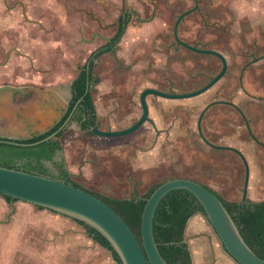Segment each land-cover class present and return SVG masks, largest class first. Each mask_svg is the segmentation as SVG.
Returning a JSON list of instances; mask_svg holds the SVG:
<instances>
[{
    "label": "rangeland",
    "instance_id": "1",
    "mask_svg": "<svg viewBox=\"0 0 264 264\" xmlns=\"http://www.w3.org/2000/svg\"><path fill=\"white\" fill-rule=\"evenodd\" d=\"M214 2L232 5L236 8L238 22H241V24L235 22L234 33H230L235 36H232L229 41L230 47L227 48L232 53L230 62L233 78L228 76L209 91L192 98L168 99L148 96L152 107L151 117L160 127L171 126L173 137L179 134V125L186 129L184 131L186 135H181V138L178 136L177 140L158 142L155 149L163 150L159 157L160 162L146 166L148 161L143 159L142 163L130 170L124 164L117 163L112 150L100 148L109 145L111 141L94 138L93 143L88 142L86 135L79 132L77 120H73L64 134L59 136L63 150L57 156L56 162L45 163L49 173L60 170L61 167L57 164L60 158L65 168L71 172H78L85 156L99 163L86 165L83 168L84 177L74 176V180L101 196L126 198L144 196L152 186L163 180L185 177L207 184L227 201L242 199L246 174L243 160L233 151L218 150L206 144L198 134L197 119L201 111L212 101L231 97L248 117H251L252 129L257 135L259 133L260 140L264 141V99L249 98L239 88L238 83L241 67L246 61L245 54L253 49L255 38L261 51H264V0H214ZM40 4V12L43 13L48 28L6 30L8 36L11 34L19 36L17 43L23 51L34 54L35 66L31 67L28 60L14 57L16 61L7 69L6 75L10 77L16 70L24 79L40 81L48 88L60 87L58 93L66 96L69 95L67 87L77 76L79 66L85 64L92 51L104 46L105 37H112L115 34L113 23L121 14L122 0H41ZM151 5H156L158 18L151 25H132L128 28L119 47L118 56L122 63L126 65L140 57L149 59L152 67L159 69L160 61L157 54L169 52V60L171 58L174 60L171 69H167L166 72L176 81L179 92L191 91L202 86L207 79L201 78L200 84H196V72L206 68H204L206 61L196 60V55L185 48H181L179 53L168 50L171 47L169 42L174 41L172 34L177 17L192 7L194 1L126 0V9L143 8L149 11L146 13L147 16L151 15ZM184 21L182 34L185 37L194 35L196 14L188 15ZM136 31L140 32L139 37L135 34ZM36 32H39V41L34 45L25 38L27 36L31 38ZM1 71L0 66V73ZM94 75L98 83L93 90V97L104 130L115 124L112 111L118 100L136 102L145 86L159 82L155 72L119 69L112 52L100 57ZM229 83L232 86L230 90ZM246 85L254 94L264 96V71L259 70L256 75L249 74ZM41 97V100L48 98V92L42 93ZM157 107L164 108L168 115L160 116V109ZM17 122L13 121L12 125ZM47 122L48 116L41 115V128L47 127ZM12 125L11 128L14 127ZM204 132L211 135L213 143L234 146L244 153L250 166L248 199L255 200L257 197L264 199V146L257 144L249 136L240 114L227 105L214 106L205 116ZM7 134L15 135L11 131H7ZM150 144L151 142L147 143L148 146ZM143 152L134 149L133 155L142 156ZM151 161L155 163L154 160ZM121 168L123 174L128 173L127 176L140 182L137 189L117 187L118 183L113 174ZM123 180L127 179L124 177ZM132 185L133 182L128 184ZM255 192L258 193L257 197ZM198 220L203 224L200 227H203L196 231ZM185 240L191 245V254L196 252V244L198 245L200 241L202 244L205 243V251L202 248L197 249L202 257L204 256L200 264H228L223 259L226 252L204 214L197 213L190 218L185 230ZM109 254L106 249L91 240L85 229L71 217L48 209H40L23 201L8 203L0 195V264H108V260L111 261Z\"/></svg>",
    "mask_w": 264,
    "mask_h": 264
},
{
    "label": "flooded vegetation",
    "instance_id": "2",
    "mask_svg": "<svg viewBox=\"0 0 264 264\" xmlns=\"http://www.w3.org/2000/svg\"><path fill=\"white\" fill-rule=\"evenodd\" d=\"M193 1H194V5L181 12V14L177 17V20L173 26L172 38L174 39V41L169 42L170 43L169 45H171V47L170 48L167 47V48L168 50H171L173 53L174 52L179 53L182 50L181 48H185L189 52L196 55V60L203 59L206 61V66H204V68L205 67L206 68L204 70H198L196 72V84H200L201 78H206L207 82H205V84L202 85L204 86L211 80V78L216 77L223 70H225L222 77L217 82H215L214 85H212L209 89L205 91L207 92L211 88H213L216 84H218L222 79H225L228 76L233 78L231 76L232 68L230 62L232 58V53L227 48L230 47V42H229L230 39L232 38V36H235L230 34V33H234L233 26L235 22H237L238 24H241V22L239 23L237 20L238 17L236 15L237 13L236 8H234L230 4H223L221 2L215 3L214 0H193ZM40 2L41 0H0V30H1L0 41H2L0 42L1 67L2 65L6 66L7 62L14 57L20 60H28L31 67L35 66L34 61L36 60V58L34 54L27 51H23L21 46L18 45L17 43L19 36H17L16 34H11L10 36H8L6 30L8 31L9 29H15V28H21V29L30 28L33 30L48 28L45 24L46 21L43 19V13L40 12V7H41ZM151 9H152L151 15L147 16L146 13L149 11H145L143 8L142 10L139 8L126 9V0H124V2L122 0L121 14L118 16V20L115 23H113V27L114 29H116L115 34L112 37H105L104 46L99 47L96 50L92 51L91 54L88 56L85 64L79 66L77 76L71 81L70 85L67 87L69 95L62 96L58 93L60 87L58 86H51L49 88L45 87L43 86L44 84L41 83L40 81L38 82L35 81L34 79L22 78V74L21 76L19 75L20 76L19 78H22L20 79L22 80V82H18V79H16V81L9 80L7 78H4L5 73L1 71L0 88L3 87L2 91L8 90L15 92L17 90L16 93L20 94L19 97H16L13 101L14 102L13 108L15 111L14 112L15 117L13 120L16 122L17 121L23 122V124L17 122L16 125H13L14 129L11 130V132H14L15 135L7 134V131L5 129H0V140H9V141L17 142L19 144H31V143H23L22 140L32 139L48 131H51V133L48 136L55 134V136L52 137L50 140L57 141L60 149L56 151V153L51 159L42 160V163L46 167L45 163L56 162L57 156L63 150V143L62 140L59 139V136L64 134L66 128L71 122H73V120H77L78 130L82 134L86 135L85 138H87L88 142L93 143L94 138L108 139L112 143L100 148L104 150H112V154L114 153L113 155H115L117 163L124 164L125 167H128L130 170L132 168L134 169L136 166L142 163V161H144L143 159L148 161L146 166L147 165L151 166L159 163L160 162L159 157L162 155L161 152H163V150L155 149L158 142L177 140L178 136L179 138H181L182 137L181 135L183 136L186 135V133H184L186 129L182 125H179L180 126V128H178L179 134H177L176 137H173L171 126L160 127V125L151 117L152 107L148 99H147V105H148L149 118L135 131L114 137H104L94 132L95 127L104 130L102 128V124L101 121L99 120L98 112L95 107L93 90L96 88V85L98 83V81H96L95 79L94 69L100 57L105 53L108 52L113 53L119 69L122 70L129 69L131 71L148 70L151 73L155 72V77H159L157 78L159 82L151 83L150 85L145 86L143 90L152 87L164 92L185 93V92H191L197 90L202 87L200 86L191 91L179 92V88L177 87L176 81L173 78L169 77L168 73L166 72L167 69H171V63L174 60L173 58L169 60L170 57L169 52L157 54V57L160 61V64H158V66L160 67L159 69L153 68L149 59H145V58L142 59L140 57H136L137 59L129 64L124 65L122 63L118 55L120 50L119 48L120 42L123 36L126 34L128 28H130L132 25L140 26L142 24H147V25L153 24L155 22V19L158 18V9L156 5H151ZM183 14H185L184 17L179 20L180 16ZM190 14H196V18H197L196 31L193 32L194 35L185 37L184 34H182V24H184L185 22L184 19ZM217 28H219L220 30L218 31ZM137 29L139 28L137 27ZM135 34L137 35V37L141 35L140 32L138 31H136ZM38 36H39V32H36L32 35L31 38L29 36H27L26 38L24 36V38L28 40V42L32 41L33 44L35 45L39 41ZM179 40L191 46H196L198 49L215 51L219 53L222 57L218 56L217 54L208 53L204 51H197V50L194 51L186 47L182 43H180ZM253 42H254L253 49L247 51V53L245 54L246 61L241 67L240 74L238 76V83L240 86L239 88L249 98H252L253 100H263L264 96L254 94L249 90V88L246 85V78L249 74L251 75V73H254L256 75L257 73H259V70H261V72L264 71V51L263 52L261 51L260 45L256 38L253 40ZM98 51L99 52L102 51V53H100L98 58H94V56L92 55H94V53ZM91 58L94 59V64H93L94 66L92 70L90 69ZM34 70L39 71V69H34ZM84 70L87 71L86 93L91 94V97L93 99V104L95 107V113L88 112L89 102L85 100V97L83 95L80 96L78 99L74 98L76 93L74 92L73 89V83ZM62 88H66V87L62 86ZM228 88L229 90L230 88H232L230 83L228 85ZM41 91L48 92L49 97L44 100L43 99L41 100L42 98ZM141 93L139 94V98L136 102L135 100H125L124 102L118 100L114 104L112 114L114 116L115 124L112 126L109 125L107 130H115V131L123 130L135 124L143 116L144 109L140 99ZM148 96L161 97L159 95H153V94H150ZM162 98H166V97H162ZM168 99H176V98H168ZM180 99H186V98H180ZM217 105H227L230 108L236 110L242 117L245 126L247 128V131L249 133V136L257 144L264 146V141L260 140L258 136L260 134L258 133L257 135L251 127V122H252L251 117H248L245 111L242 110V108L238 104H236L231 97L230 98L227 97L225 99H220V100H214L201 111L197 119V131L201 139L206 144H208L206 140L212 144H216L212 142L211 135L206 134L204 132V128H205L206 114L209 112V110L212 107ZM158 109H160V116L168 115L167 112H164L163 110L164 108L160 107ZM41 115H44L45 117L48 116L49 122H47L48 126L45 128H41L40 126ZM89 115H92V118L89 119V123L87 127L84 128L83 122L89 118ZM66 121L68 122L66 123ZM43 130L46 131L44 133H41V131ZM202 134L204 135L206 140H204ZM3 135H7L9 137L8 138L1 137ZM148 142H151L149 146L147 145ZM0 144H4V143L0 142ZM4 145H9V144H4ZM216 145H220V144H216ZM209 146L212 147L211 145ZM221 146H229V145H221ZM134 149L140 150L142 152L144 151L143 155L142 156L139 155L136 156V154L133 155ZM218 150H228V149H218ZM150 159L154 160L155 163H153V161H151ZM62 161L63 160L60 158V162H57V164H59L61 168L58 172H54V173L43 172L41 166H38L36 169H28L23 167L20 162H15L14 164H12V166H20L25 171L38 173L41 175L53 177L60 180H67L71 184L75 183L88 190L94 191L76 182L74 180V176H78L80 178L84 177L83 168L86 165L98 164L99 161H96L95 159L85 158V156H83L78 172L69 171L67 168L63 166ZM122 174H123L122 168L118 171H115L113 174V178H115V180L118 183L117 187H119V189H126L127 187H131L134 190L137 189V186L140 185L139 184L140 182L131 176H127L128 173L127 174L125 173L123 175ZM124 177L125 179H127L126 181L123 180ZM179 178H185V177H179ZM164 181L165 180H163L162 182ZM132 182L133 185L128 186V184L129 183L132 184ZM162 182H159L156 186L160 185ZM156 186H152V188ZM0 195H2L5 201L8 203L21 201L18 199L8 200L3 194ZM110 197L121 198V199L126 198V197H117V196H110ZM136 197H141V196H136ZM36 207L40 209H47L43 207L41 208L40 206H36ZM74 221L80 224L78 220L74 219ZM81 226L85 229L83 225ZM85 231L87 236L91 240H93L103 248L107 249L114 258V260L116 261V263L119 264L118 261L113 256V253L108 248L104 247L92 236H90L86 229Z\"/></svg>",
    "mask_w": 264,
    "mask_h": 264
},
{
    "label": "water",
    "instance_id": "3",
    "mask_svg": "<svg viewBox=\"0 0 264 264\" xmlns=\"http://www.w3.org/2000/svg\"><path fill=\"white\" fill-rule=\"evenodd\" d=\"M184 15H181L179 20ZM179 42L194 51H204L222 57L215 51L202 50L180 40ZM224 72L225 70L216 77L211 78L206 85L191 92H164L152 87L146 88L142 91L140 97L144 114L135 124L120 131H106L95 127L94 132L104 137H114L133 132L149 118L148 95L153 94L176 99L193 97L205 92L214 85ZM2 90L3 87L0 88V92ZM45 131L43 130L41 133ZM54 136L55 134L31 144H19L9 140H0V142L9 145L30 146L49 141ZM202 136L206 140L203 134ZM1 137L8 138L9 136L3 135ZM206 142L214 148L232 150L241 156L246 168L242 201H246L248 197L250 167L244 154L231 146L216 145L207 140ZM177 189H185L195 195L204 208L206 218L216 232L224 249L238 264H264V259L259 257L247 244L238 225L219 197L196 180L189 178L168 179L162 182L150 195L142 213V247L126 221L112 207L95 195L72 185L67 180H60L28 172L22 168L8 167L0 164V194L59 212L95 228L108 240L122 264H168L155 240L153 223L160 202L168 193Z\"/></svg>",
    "mask_w": 264,
    "mask_h": 264
},
{
    "label": "trees",
    "instance_id": "4",
    "mask_svg": "<svg viewBox=\"0 0 264 264\" xmlns=\"http://www.w3.org/2000/svg\"><path fill=\"white\" fill-rule=\"evenodd\" d=\"M100 53L102 51H98L92 56L98 58ZM93 64L94 59L91 58V70L94 66ZM86 82L87 71L84 70L73 83V89L76 93L74 98L78 99L83 95L85 100L89 102L88 112L95 113L91 94L86 93ZM90 118H92V115H89V118L83 122L84 128L87 127ZM50 133L51 131H48L32 139L22 140V142H37L48 137ZM58 149H60L58 142L52 140L30 146L0 144V164L21 168L20 166H12L15 162H20L25 168L36 169L38 166H41L43 172H49L48 168L42 163V160L51 159ZM190 179L195 180L193 178ZM202 184L219 197L238 225L247 244L259 257L264 259V199L250 200L247 197V200L244 202L242 199L227 201L207 184ZM72 185L95 195L112 207L130 226L143 247L141 236L142 213L147 199L159 185L151 188L144 196L125 199L101 196L75 183H72ZM4 196L8 200H16L12 197ZM197 213H202L206 216L204 208L195 195L185 189L171 191L160 202L155 213L153 229L159 250L168 264H194L188 242L185 240V230L190 218ZM78 222L85 227L90 236L113 253L119 264H122L117 253L101 233L82 221L78 220Z\"/></svg>",
    "mask_w": 264,
    "mask_h": 264
},
{
    "label": "crops",
    "instance_id": "5",
    "mask_svg": "<svg viewBox=\"0 0 264 264\" xmlns=\"http://www.w3.org/2000/svg\"><path fill=\"white\" fill-rule=\"evenodd\" d=\"M16 60H14V58H12L11 60H9L6 64V66L2 65V72L5 73V77L7 79H11V80H15L18 79V82H22V80H20L21 78H19L21 76V74L19 72H16V70L14 71V74L10 77H8L7 74V69L10 67V65L14 64ZM20 75V76H19ZM42 93H46L44 91H41ZM20 94L14 92V91H1L0 92V129H5L6 131H11L14 129V127L11 128V125L13 123V119L15 117L14 112H12V110H14L13 108V104H14V99L16 97H19ZM11 121V122H10ZM23 123V122H22ZM16 125V124H15ZM13 126V125H12ZM260 183V182H259ZM250 190V189H249ZM255 197H257L258 193L255 192ZM260 198L257 197L255 200H259ZM198 216V215H197ZM199 222L196 223V231L200 230V225H203L202 222L200 220H198ZM208 221V220H207ZM209 222V221H208ZM200 227V228H199ZM213 228V227H212ZM214 230V229H213ZM215 232V231H214ZM216 233V232H215ZM217 235V234H216ZM221 243V242H220ZM191 248V245L188 244ZM200 245V246H198ZM198 245L196 244V252H192V259H193V263L194 264H200L199 262L202 261V254H200V251L198 252L197 249L199 250L200 248L203 249V251H205V243L202 241H200L198 243ZM222 245V243H221ZM100 246V245H99ZM223 246V245H222ZM101 248H103L102 246H100ZM105 249V248H104ZM224 249V247H223ZM107 250V249H106ZM108 251V250H107ZM224 251L226 252V250L224 249ZM109 252V251H108ZM110 253V252H109ZM221 253V252H220ZM109 257H111V261L108 260V264H117L116 261L114 260V258L112 257L111 254H109ZM223 259L228 263V264H238L227 252H226V256L224 255ZM114 263H113V262Z\"/></svg>",
    "mask_w": 264,
    "mask_h": 264
}]
</instances>
